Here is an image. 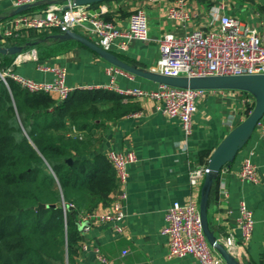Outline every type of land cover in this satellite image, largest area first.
<instances>
[{
	"label": "crops",
	"instance_id": "obj_1",
	"mask_svg": "<svg viewBox=\"0 0 264 264\" xmlns=\"http://www.w3.org/2000/svg\"><path fill=\"white\" fill-rule=\"evenodd\" d=\"M69 1L72 2L38 0L25 12L65 7ZM174 1L111 0L88 7L99 9L96 16L103 20L108 18L122 29L133 11L144 9L149 40L125 41L124 48H121L123 39L117 38L106 51L128 65L152 72L159 58L158 39L162 34L183 37L196 28L215 30L217 22L211 19L214 15H229L259 33L264 32V0H186L193 22L184 27L166 18V9ZM16 9L13 0H0V17H3L0 26L17 15ZM211 20L213 24H210ZM58 33L56 30L48 34L35 32L36 39L29 42L30 48L15 55L9 66L12 72L33 81L51 83L55 75L45 68H63L66 86L76 89L104 87L111 82L120 89L153 90L160 85L109 64L75 40L52 39L51 36ZM76 33L95 43L86 32L78 30ZM30 52L35 53V58L30 57ZM251 100L242 91H206L197 103L192 131L185 137L179 122L167 120L153 101L123 99L136 110L105 122L93 132L92 139L97 141L95 148L103 155L113 151L133 152L136 156V162L127 166L125 217L121 221L108 222L95 217L104 213L121 192L116 179L117 189L109 195L107 202L99 203L92 212L79 215L78 248L71 264H196L192 256H168V239L161 233L165 213L173 203H185L191 195L199 205L204 179L199 189L192 192L188 173L194 167L208 165L215 148L246 117L245 108ZM183 142L185 148L180 146ZM246 159L256 168V183L242 181L238 176ZM217 176L207 197L209 231L220 243L224 237L234 238L239 247L230 253L239 264H264V127L258 125L255 128L234 161L225 165ZM240 203L245 204L254 219L252 236L247 243H243L238 226ZM210 248L219 255L216 249Z\"/></svg>",
	"mask_w": 264,
	"mask_h": 264
},
{
	"label": "trees",
	"instance_id": "obj_2",
	"mask_svg": "<svg viewBox=\"0 0 264 264\" xmlns=\"http://www.w3.org/2000/svg\"><path fill=\"white\" fill-rule=\"evenodd\" d=\"M34 33L0 45L27 50ZM14 57L0 55V71ZM122 100L104 89H76L58 101L0 80V264H71L79 215L117 189L114 169L92 136L136 110ZM253 106L254 100L246 116Z\"/></svg>",
	"mask_w": 264,
	"mask_h": 264
},
{
	"label": "built area",
	"instance_id": "obj_3",
	"mask_svg": "<svg viewBox=\"0 0 264 264\" xmlns=\"http://www.w3.org/2000/svg\"><path fill=\"white\" fill-rule=\"evenodd\" d=\"M38 0H13L16 7L33 4ZM167 20L179 26H187L193 22V16L187 8L186 0H175L166 9ZM217 22L215 30L196 28L183 37L164 33L158 39L159 58L153 71L170 77H205L264 74V32L259 33L238 19L226 14L212 16ZM212 20L210 24H213ZM59 33L82 30L95 39V43L108 50L117 38L123 39L120 47L130 40L148 41V18L144 9L133 11L127 19L124 29L110 21H105L90 13L87 5H75L69 1L65 7H47L40 12H22L8 18L0 26L2 41L17 39L28 32ZM126 41V42H125ZM35 58V53L30 52ZM53 71L55 78L49 82H37L23 78L12 72L11 67L0 71V80L8 87V81L15 82L22 90L30 93H44L58 101L65 100L76 88L65 84L63 68H45ZM118 72V70H116ZM82 89H104L112 91L123 99H147L156 104V109L167 120L179 122L185 137L192 131L193 116L197 111V103L206 93L202 89H182L159 85L153 90L120 89L113 82L108 86ZM253 100H251L252 103ZM264 116L258 125L264 127ZM180 146L185 148V142ZM106 158L114 169L118 186L121 190L110 206L100 215H95L102 222L121 221L125 217L124 203L127 183V166L136 162L133 152L117 153L109 151ZM210 172L207 166H198L188 173L191 191L199 189L201 182ZM242 181L256 183L255 166L244 160L238 174ZM238 226L242 241L247 243L252 236L254 219L252 212L244 203H240ZM92 215V214H90ZM88 228H86L87 230ZM120 231V228H117ZM161 233L168 239V256H192L196 264H227L219 255H215L207 243L200 220L199 205L192 195L185 203H173L165 213V225ZM222 244L230 253L238 243L232 236L222 239ZM123 255L126 252L122 253ZM231 254V253H230ZM145 264V263H139Z\"/></svg>",
	"mask_w": 264,
	"mask_h": 264
},
{
	"label": "water",
	"instance_id": "obj_4",
	"mask_svg": "<svg viewBox=\"0 0 264 264\" xmlns=\"http://www.w3.org/2000/svg\"><path fill=\"white\" fill-rule=\"evenodd\" d=\"M104 1L107 0H72L75 5L87 6L102 3ZM32 6L33 4L21 5L17 7L15 14L25 12ZM99 12V9H90L91 14ZM1 20H3V17H0V21ZM51 37L52 39L59 41L75 40L96 53L99 57L107 61L109 64L160 85L191 90L202 89L206 91H242L252 96L254 100V106L252 110L223 138V140L212 152L207 165L210 172L204 178L199 202L200 220L207 243L209 244V246L217 250L219 255L227 264H239L236 259L226 250L223 244L216 241L213 233L209 231L207 225L206 204L208 192L213 179L217 177V175L225 165L228 166L234 161L236 154L249 140L253 131L258 126V123L264 116V74L205 77L164 76L149 70L139 69L136 66L126 64L118 59L115 54L104 50L94 42L76 32L68 31L65 33H58ZM1 41L2 36L0 34V42ZM24 48V46L19 45H0V55H19L24 51ZM68 162L70 163L71 160H68ZM44 207L45 205H38L36 209H41Z\"/></svg>",
	"mask_w": 264,
	"mask_h": 264
},
{
	"label": "rangeland",
	"instance_id": "obj_5",
	"mask_svg": "<svg viewBox=\"0 0 264 264\" xmlns=\"http://www.w3.org/2000/svg\"><path fill=\"white\" fill-rule=\"evenodd\" d=\"M28 50V49H27Z\"/></svg>",
	"mask_w": 264,
	"mask_h": 264
}]
</instances>
